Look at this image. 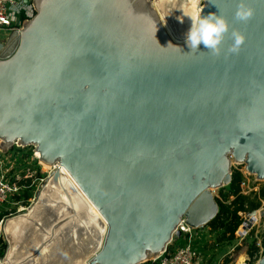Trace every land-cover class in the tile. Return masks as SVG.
<instances>
[{"label":"water","instance_id":"1","mask_svg":"<svg viewBox=\"0 0 264 264\" xmlns=\"http://www.w3.org/2000/svg\"><path fill=\"white\" fill-rule=\"evenodd\" d=\"M202 1L230 25L219 55L185 43L193 0H34L0 43V147L70 174L5 221L3 264H141L217 217L232 157L264 181V0L246 21L240 0Z\"/></svg>","mask_w":264,"mask_h":264},{"label":"built area","instance_id":"2","mask_svg":"<svg viewBox=\"0 0 264 264\" xmlns=\"http://www.w3.org/2000/svg\"><path fill=\"white\" fill-rule=\"evenodd\" d=\"M24 14L27 20L35 15L33 0H0V28L9 32L20 30L26 20L22 21ZM24 147L14 145L11 149L17 152L11 149L4 151L0 147V261L3 260L7 249L3 231L5 221L28 212L54 172L51 168L47 171L41 170L38 174L37 169L43 164L38 155L39 151L34 148L32 153L27 151L25 156L22 150ZM29 160L33 163H28ZM256 223L252 221V225H249L244 221L238 236L242 240L245 239ZM203 229L190 227L183 219L177 229L180 235L177 236L175 232L173 239L161 254L141 264H220L221 259H218L217 263L215 258L211 262L207 261L208 233ZM222 250L223 247L220 248V251Z\"/></svg>","mask_w":264,"mask_h":264},{"label":"rangeland","instance_id":"3","mask_svg":"<svg viewBox=\"0 0 264 264\" xmlns=\"http://www.w3.org/2000/svg\"><path fill=\"white\" fill-rule=\"evenodd\" d=\"M155 0H148V2L151 3L152 7L156 9V6L154 5ZM34 2V0H33ZM207 3V0H203L202 4ZM34 4V3H33ZM35 7V5H34ZM11 32L5 31V29L0 28V43H4L9 34ZM1 142V141H0ZM33 148V149H32ZM34 148H36L33 145L25 146L22 150L25 154L27 155L28 152H33ZM13 152H17V150L11 149ZM232 170L234 171L235 169H238L242 174H243V181L241 183V192L244 195L250 196L251 198L257 197L258 200H260L261 205L260 208L257 210H262L264 209V181L262 178L257 174V173H250L247 169V164L245 162L243 163H238L235 161V158L232 157ZM33 163L32 161H28V163ZM52 168L49 165H45L43 163L42 165L39 166L38 174L41 173V170L47 171L48 169ZM214 194L216 197L220 199H224L221 193V189H216L214 191ZM233 198V197H232ZM32 208V207H31ZM242 213V224L245 220V215L248 212H241ZM14 217V216H13ZM11 218V217H10ZM242 224L239 226L238 230L235 233V239L232 242H221L220 241V232L214 231L211 227L206 226L202 227L204 228L203 230L208 233V241H207V250L209 251L207 261L211 262L215 258V262L217 263L218 259H221L219 261L220 264H260V261L264 257V217L259 218L258 222L256 225L253 227V229L250 231V233L245 237V239H241L238 236V232L242 226ZM3 231L4 226H3ZM6 237V242H7V249L9 247V242ZM257 246L259 247V250L256 252L254 251V255H250V252L253 250V247ZM223 247V250L220 251V248ZM231 252V253H228ZM228 253V254H226ZM6 254V253H5ZM244 256V259L242 262H239V258L241 256ZM5 256V255H4ZM220 256V258H219ZM217 258V259H216ZM4 259V257H3Z\"/></svg>","mask_w":264,"mask_h":264},{"label":"clouds","instance_id":"4","mask_svg":"<svg viewBox=\"0 0 264 264\" xmlns=\"http://www.w3.org/2000/svg\"><path fill=\"white\" fill-rule=\"evenodd\" d=\"M216 5L214 2L212 3ZM202 9L198 8L196 0L188 9H182L183 15L178 19L183 22L184 16H187L191 25L185 35V43L191 49V52H199L202 44L208 51L214 55H219L221 52V44L224 41L225 34L229 32L230 25L227 19L215 12L207 15H201ZM253 14L251 8L247 7L245 0H240L236 11L235 18L240 21L248 20ZM232 44L228 49L229 54L238 53L245 37L238 30L231 31Z\"/></svg>","mask_w":264,"mask_h":264},{"label":"trees","instance_id":"5","mask_svg":"<svg viewBox=\"0 0 264 264\" xmlns=\"http://www.w3.org/2000/svg\"><path fill=\"white\" fill-rule=\"evenodd\" d=\"M26 18L24 14L22 21ZM242 181L243 174L238 169H235L232 174L231 183L228 186L220 188L224 199L216 197L219 204V213L208 226L214 231L220 232L219 239L221 242L228 241L230 243L235 239V233L243 221L240 212H250L260 208L261 202L257 197L251 198L241 192ZM258 250L259 247L254 246L250 255H254V251L257 252Z\"/></svg>","mask_w":264,"mask_h":264},{"label":"bare ground","instance_id":"6","mask_svg":"<svg viewBox=\"0 0 264 264\" xmlns=\"http://www.w3.org/2000/svg\"><path fill=\"white\" fill-rule=\"evenodd\" d=\"M0 141H1V139H0ZM38 155L41 157V153H40V152H38ZM45 165H46V164H45ZM51 167H52L53 170H56V169L59 167V168L62 169V171H63L64 173L69 174L68 171H67L63 166H60L59 164L51 165ZM50 169H51V168H50ZM69 175H70V174H69ZM84 196H85V194H84ZM85 198L87 199L86 196H85ZM88 201H89V200H88ZM90 204H91L92 210H93L97 215L103 217L102 214L99 212V210L96 208V206H93L92 203H90ZM30 210H31V208L29 209V211H30ZM29 211H28V212H29ZM103 218H104V217H103ZM259 218H261V217H260V215H259V213H258V215H256V216L254 217V219H253V220H254L253 223L258 222ZM11 249H12V248H11ZM243 259H244V256L242 255V256L239 258V262H242ZM3 262H4V259L0 261V264H3Z\"/></svg>","mask_w":264,"mask_h":264},{"label":"crops","instance_id":"7","mask_svg":"<svg viewBox=\"0 0 264 264\" xmlns=\"http://www.w3.org/2000/svg\"><path fill=\"white\" fill-rule=\"evenodd\" d=\"M5 31H7V30H5Z\"/></svg>","mask_w":264,"mask_h":264},{"label":"flooded vegetation","instance_id":"8","mask_svg":"<svg viewBox=\"0 0 264 264\" xmlns=\"http://www.w3.org/2000/svg\"><path fill=\"white\" fill-rule=\"evenodd\" d=\"M35 13H36V11H35Z\"/></svg>","mask_w":264,"mask_h":264}]
</instances>
